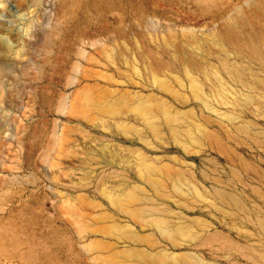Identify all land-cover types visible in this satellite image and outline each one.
<instances>
[{
    "label": "rangeland",
    "instance_id": "rangeland-1",
    "mask_svg": "<svg viewBox=\"0 0 264 264\" xmlns=\"http://www.w3.org/2000/svg\"><path fill=\"white\" fill-rule=\"evenodd\" d=\"M136 1L112 23L144 47L58 75L88 6L0 0V264H264V0Z\"/></svg>",
    "mask_w": 264,
    "mask_h": 264
},
{
    "label": "bare ground",
    "instance_id": "bare-ground-1",
    "mask_svg": "<svg viewBox=\"0 0 264 264\" xmlns=\"http://www.w3.org/2000/svg\"><path fill=\"white\" fill-rule=\"evenodd\" d=\"M84 3L88 6V8L84 11V13L87 11L86 15L84 13H81L80 10H79V14L75 17H73V12H72V5L75 3V1L72 3L73 4H70V6L68 7H64L62 13L57 16V19H56V22H57V25L59 24L60 27L63 28V31L65 32V35L63 36L62 40L59 42L61 45H60V53L64 52L66 53V58L64 57V60H62L61 58H56V62L57 61H61L62 60V63L58 66V75H61L59 73H66L69 68L71 67L70 64H69V59H67V57H69L73 52L77 51L80 52V54H84V57H85V54H88L86 49H82L80 47H78L79 45L80 46H84V45H87L89 46V49H94L97 48L98 46L103 48V47H106L107 45H116V44H119V45H122V44H129L131 45L132 47H138L140 49V47H144V39L143 37H141L140 35H125L123 34L122 29L120 30L119 28L117 27H114L113 26V23H112V20L114 19H118L120 20V18H124V13L122 14V12L120 13V10H118L119 12L116 14L117 16L113 17L111 16V14L115 13V12H112V8H110L111 6H115V4H120V6H124V7H131V8H134L136 7L135 9L137 10H134L135 11V15H134V19H136V16H139L137 17L140 18V15L144 12L145 8H144V3H142L141 1H136V0H83ZM70 2V1H69ZM151 2V1H150ZM153 2V1H152ZM151 2V3H152ZM157 2V1H155ZM155 2H153L155 4ZM83 3V4H84ZM162 1H161V4L162 5ZM240 3V2H239ZM252 3V2H251ZM84 4V5H85ZM147 4V3H146ZM159 4V2H158ZM150 5V4H149ZM153 5V4H152ZM117 6V5H116ZM148 6V5H147ZM158 6V5H157ZM157 6H154L157 7ZM166 6V5H165ZM255 6V5H254ZM83 7V6H82ZM162 7V6H161ZM147 8V7H146ZM149 8V7H148ZM83 9V8H82ZM147 10V9H146ZM133 11V12H134ZM132 12V13H133ZM139 14L137 15L136 13ZM253 12V11H252ZM131 13V14H132ZM56 14H52L51 17L53 19V17H55ZM125 15H128L125 13ZM143 15V14H142ZM257 15V14H255ZM130 16V15H129ZM132 16V15H131ZM133 17V16H132ZM61 18L62 21H60L59 19ZM88 19H91V21H89ZM95 19L97 21H95ZM125 19V18H124ZM50 24H53L52 22H50ZM53 26V25H52ZM31 28V27H30ZM34 29V28H33ZM190 32V31H189ZM25 33V31L23 32ZM28 33V32H27ZM29 34V33H28ZM31 34V33H30ZM130 34V33H129ZM32 35V34H31ZM23 36V35H22ZM30 36V35H28ZM219 36V35H218ZM165 38V37H163ZM153 42H155L154 44H157V40L154 38V36L151 38ZM193 36L191 35V39L190 40H193ZM166 42L167 40L164 39ZM163 40V42H164ZM55 40H53L54 42ZM212 43H214L215 45L219 46L220 49L225 52L226 51V48L227 46L225 45V43L221 40V39H215L214 41L211 40ZM58 43V44H59ZM165 43V42H164ZM208 44V43H206ZM210 44V43H209ZM208 44V45H209ZM74 45H77V46H74ZM207 45V46H208ZM211 45V44H210ZM175 46V45H174ZM177 46V44H176ZM178 47V46H177ZM176 47V48H177ZM59 48V47H58ZM99 49V48H98ZM142 49V48H141ZM179 49V48H178ZM182 49V48H181ZM180 49V50H181ZM85 50V51H84ZM206 50V49H205ZM228 50V48H227ZM230 50V49H229ZM97 51V50H96ZM145 51V50H144ZM144 51H142L141 53H139L140 55H142L144 53ZM208 52V51H207ZM263 52V51H262ZM195 53V52H194ZM226 53V52H225ZM210 54V53H209ZM194 55V54H193ZM196 55V53H195ZM186 57V56H185ZM196 58V57H195ZM188 59V58H187ZM186 59V60H187ZM187 62V61H186ZM47 63V62H46ZM189 63V62H188ZM188 65V64H187ZM199 65V64H198ZM46 66V65H45ZM44 66V67H45ZM56 66V67H57ZM47 67V66H46ZM55 67V66H54ZM230 67V66H229ZM48 68V67H47ZM78 68L81 69L80 65H78ZM224 68L225 70H227V72L230 74V77L233 78V79H240V75L238 73L237 70L235 69H231L228 68L227 65H224ZM57 68H55L56 70ZM53 69H51L52 71ZM50 71V69H49ZM50 71V73H52ZM57 72V71H56ZM55 72V73H56ZM49 73V74H50ZM48 74V73H47ZM244 75V74H243ZM245 76V75H244ZM54 78V77H53ZM52 78V79H53ZM56 78V77H55ZM54 78V79H55ZM246 79H248L247 77H244ZM254 79H256L257 81L259 80L258 78H255L253 77ZM249 80V79H248ZM259 82V81H258ZM260 82L261 79H260ZM62 83V82H61ZM255 84V83H254ZM258 86V85H257ZM251 87V86H250ZM252 88V87H251ZM57 90V89H56ZM56 93V92H55ZM51 95V94H50ZM47 96V95H46ZM53 96V95H52ZM55 96V95H54ZM57 96V95H56ZM75 97V96H74ZM90 97V96H89ZM92 97V96H91ZM90 97V99H91ZM46 98V97H45ZM48 98V97H47ZM46 98V99H47ZM88 98V97H87ZM52 99V98H51ZM93 99V97H92ZM40 100V99H39ZM42 100V99H41ZM53 100V99H52ZM66 100V99H65ZM74 100V99H73ZM72 100V101H73ZM88 99H86L84 102H87ZM94 100V99H93ZM100 101V99H98ZM48 101V100H47ZM60 102V101H59ZM71 102V101H70ZM69 103V102H68ZM68 103H63L62 105L64 106V109L65 110H70L71 108V104H68ZM72 103V102H71ZM99 103V102H98ZM98 103H95L93 102L94 106H91L95 108V111H97L98 109H100L101 106H99L98 108ZM89 104H92L91 102ZM88 106V105H87ZM90 107V106H89ZM76 108V107H75ZM99 112V110H98ZM96 118H98L99 116H96ZM97 124V123H96ZM63 131V130H62ZM94 136V135H93ZM32 169V168H31ZM47 173V172H46ZM26 178V177H25ZM54 183V182H53ZM81 186V185H80ZM66 190V189H65ZM217 196H218V199L223 202L224 204H227L229 206H239V203L237 202V200L235 201V199H232V198H227L223 193H217ZM28 219V218H27ZM33 221V220H32ZM37 230V229H36ZM57 233V232H56ZM59 234V233H58ZM57 238V237H56ZM55 238V239H56ZM9 240V239H8ZM57 241V240H55ZM13 244V243H12ZM61 244V243H60ZM14 245V244H13ZM1 246H2V242H1ZM3 255V254H2ZM64 256V255H63ZM10 258V257H9ZM262 258V256H261ZM107 259V258H106ZM105 259V260H106ZM110 259V258H109ZM108 259V260H109ZM263 259V258H262ZM107 263V262H106ZM110 263V262H109ZM113 262H111L112 264Z\"/></svg>",
    "mask_w": 264,
    "mask_h": 264
}]
</instances>
